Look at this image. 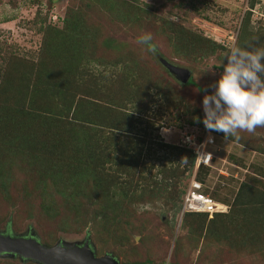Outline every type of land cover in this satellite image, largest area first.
Masks as SVG:
<instances>
[{
  "label": "rangeland",
  "instance_id": "1",
  "mask_svg": "<svg viewBox=\"0 0 264 264\" xmlns=\"http://www.w3.org/2000/svg\"><path fill=\"white\" fill-rule=\"evenodd\" d=\"M86 1L89 0H0V80L5 75L3 70L8 69L9 72L12 69L10 65L15 64L16 67L19 60L26 64L39 59L53 60L48 48L46 52L49 56H45L42 40L44 37L50 39L49 36L59 38L51 34L50 30L45 31V26L60 30L63 28L61 19L67 9ZM135 1L141 7V12L133 24L109 23L107 11L87 9L83 15L84 22L99 24L103 31L93 56L86 52L85 47L68 48L67 43L63 46V41L54 39L53 47L58 49V53L60 50L62 58H66L61 67V70L64 69L58 75L61 76L58 85L64 92L62 98L73 95L69 114L74 112V115L87 113L95 103L108 104L101 96L103 93L111 99L115 97V90L122 80L140 81L142 74L146 73H151L148 75L151 78L157 73L162 83L179 89L180 95L178 92L177 95L182 103L173 110L166 107L168 97L164 99L155 95L156 89L153 88L150 90L149 109L135 115L141 123L136 124L135 136L144 140L142 162L147 169L152 165L148 169L150 172L144 170L143 174L146 172L144 176L147 177L153 174L152 179L159 181L163 174L157 172L161 162L157 156L168 152L159 144L176 145L181 130L192 132L202 127V98L206 92L213 91L211 86L223 72V64L227 63L225 55L229 45L236 42L244 10H248L250 16L242 30L245 37H241L236 44L241 47H264V0H252L251 7L250 0ZM104 3L109 4V0H104ZM115 6L120 12H125L127 17L137 10L134 4H111L110 7L112 9ZM144 11L149 14V18L145 17ZM54 15L55 21L52 20ZM181 31L183 34H179ZM145 33L151 34L155 52L137 43V38ZM188 34L211 39L224 49L203 58L198 57L192 48L184 44ZM109 37L114 42L108 48L102 42ZM176 51L181 55H177ZM131 55L138 63L134 75L139 76L141 73L140 78L132 77L133 71L128 68ZM76 56H80L79 61L69 65ZM160 58L188 69V78L192 83L182 86L184 83H179L164 70ZM27 71V68H23L19 70V75L18 69H15L16 82H22ZM69 77H72V84L66 92ZM14 90L20 89L16 86ZM85 97L86 100L79 101V98ZM65 101L58 100L57 104H67ZM54 102L49 100L44 106L52 117L56 113L52 105ZM117 103L122 106L120 111L131 112L132 104L128 100H118ZM159 109L162 110L161 118L155 120ZM75 118L78 119V116ZM191 119L196 121L192 125L194 127L187 124ZM151 122L152 129H143L145 123L150 125ZM44 125H41L42 130ZM153 125L162 126L154 129ZM35 149L38 153L41 151L40 148ZM210 149L213 158L203 176L202 185L207 194L226 206L225 211L217 215L192 212L180 215L182 194L192 169L188 173L183 171V163L178 165L175 174L168 172L165 181L157 184L146 182L143 185L142 179L136 175L121 174L122 185L118 184L114 189L110 213L105 215L106 220L98 229L99 237L94 238L89 226L85 227L87 224H84V218L92 213V207L84 215L73 209L63 207L62 210L58 197L54 198L55 205L50 203L51 199L45 193L55 194L47 191V188L52 187L49 181L54 175L50 174L54 172L53 169L38 170V166L33 167L28 159L27 164L21 161L14 163V159L6 165L11 174L9 185L13 190L12 197L7 202L0 195V231L6 230L12 234L31 232L40 243L48 246L61 241L80 243L87 238L96 255L108 252L119 264L143 261L149 264H264V127L257 128L254 134L241 132L239 140L231 137L225 139L216 134ZM110 166L108 158L105 168ZM167 166L171 168L173 164ZM41 181H47V185L41 184ZM142 189L155 192V198L146 195L139 198L137 194L142 193ZM27 193L30 195L27 198H32V202L28 203ZM39 194L42 195L40 199ZM109 195L112 196V192ZM40 201L45 202L41 209ZM54 208L56 215L52 213ZM111 215H114L113 218ZM99 245L103 247L102 250ZM0 264L36 263L20 260L16 256H0Z\"/></svg>",
  "mask_w": 264,
  "mask_h": 264
},
{
  "label": "trees",
  "instance_id": "2",
  "mask_svg": "<svg viewBox=\"0 0 264 264\" xmlns=\"http://www.w3.org/2000/svg\"><path fill=\"white\" fill-rule=\"evenodd\" d=\"M131 1L132 3H130V0H112L111 2L109 0V4H106L104 0H89L84 4H77V7H70L67 9L66 15H63L61 19L63 28L58 30L48 25L44 28L45 31L50 30L51 34L53 33L59 38L55 39L48 35L50 39L44 37L42 40L45 56H49L48 52H46V48H48L53 60L39 59L36 62L30 61L28 64L19 60L18 63L16 62V67L15 64L10 65L12 69H9V72L8 69L3 70V74L5 75L0 80V95L5 96L3 98L0 97V195L3 198L2 200L9 202L13 194L11 185H9L11 174L8 173V167L6 166L8 161L13 162L15 159L14 163L21 161L27 164L29 160V163L34 165L33 167L38 166V170L39 168L42 170L44 168H52L54 172L50 174L54 175L49 181L52 187L47 188V191H53L54 195L57 196L55 197L53 193H45V196L50 198L49 202L54 205V201L56 200L54 198L58 197L61 200L59 206H62V210L64 207L87 215L88 208L92 207V213L84 218V224H87L85 227L89 226L94 238L99 237L97 236L98 229L102 227L103 221L106 220L105 215L110 213L109 210L112 204L110 200L111 197L115 196L114 189L118 184L122 185L123 180H120L121 174H127V176L136 175L137 178L142 179L143 185L146 182L157 184L165 181L168 177V172L172 171L175 174L179 164L183 163L182 170L187 173L193 164V154L187 148L169 143H160V147L168 150V152H163L162 155L157 156L159 162L161 161L157 172L163 174L162 179L154 181L152 179L153 174H149L148 177L144 176L146 172H150L148 169L152 165H149L148 167L150 168L147 169L142 162L141 154L144 140L135 136L136 124H141L135 115L149 109L148 103L151 102L150 90L153 88L156 89L155 95L162 96L164 99L168 97L166 107L169 110L176 108L182 101L177 95V92L180 95L179 89L176 90L166 82L162 83L157 73L154 78L148 76L151 73L142 74L141 78L139 77L141 73L139 76L134 75L138 63L132 55L130 56L131 65L128 68L133 71L132 77L137 76L140 78V81L138 79V82L122 80L115 90V97L111 99L107 98V94L103 93L101 96L106 99L104 102L108 104L95 103L91 105V102H89L91 110H88L83 115H74V112L69 114V109L73 103V95L70 94V98L67 99L62 98L64 92L61 91V86L58 85L59 81H61L59 79L61 76L58 75L64 69L61 70V67L66 62V58H62L60 50L58 53V49L53 47L55 40L63 41V46L67 43L68 48L69 46H72V48L78 46L85 47L86 52L93 56L94 50L100 43L98 38L103 31L100 30L99 24H86L83 18L84 13L87 12L88 8L97 9V11L105 10L109 14V23L113 22L117 25L133 24L132 22H136L140 16L141 7L136 5L138 2L135 0ZM111 4H134L137 10L135 14L127 17L125 12L123 13L118 10L117 6L111 9ZM252 4L253 1L250 0L249 6L251 7ZM262 11H264V5L262 6ZM144 12L145 17L149 18V14L146 11ZM70 15H72L71 18H68ZM249 16L250 12L244 10L240 19L236 42H239L241 37H245V33L242 30L247 25ZM179 34H183V32L181 31ZM112 42L114 40L109 37L105 38L102 44L109 48ZM184 44L186 47L192 48V52H196L195 55L201 58L224 49L219 43L202 36H194V34L186 35ZM176 54L181 55L179 51H176ZM79 59L80 56H76L69 65L75 61H79ZM23 68H27L28 71L25 76L23 75L22 82H16L15 69H18V74L21 75L19 70ZM164 70L167 71L165 67ZM71 78L69 77L70 81L68 82V88L65 89L66 92L70 90L69 88L72 84ZM190 83L192 82L188 78L182 86ZM16 86L20 89L19 91L14 90ZM97 90L99 88L93 89L92 92ZM57 99L66 100L67 104L59 106ZM79 99L82 102L87 97ZM49 100H52V103L55 101L52 104L56 110L54 117L44 108V106H47ZM118 100H128L132 104L131 112L125 113L120 111L119 108L122 106L118 105ZM161 114L162 110L159 109L155 115V120H160ZM76 116H78V119L75 118ZM110 119L111 121H109ZM195 122L191 119L187 121V124L194 127L192 125ZM44 123L45 125L42 130L41 125ZM35 124L38 125L35 127ZM149 124L145 123L146 126H143V129H152L153 123ZM200 125L202 126L200 130L195 127L197 129L195 131L202 133L204 125L203 123ZM161 126L157 125L155 127L153 125V128L157 129V127ZM104 127H106V130L104 129L103 131ZM31 131L33 134H31ZM144 131L146 132V130ZM209 132L213 137L216 134L223 136L220 132ZM35 147L40 148L41 151L38 153ZM67 153L70 155H67ZM112 153L114 154L113 156L111 155ZM172 157H175V159H172ZM108 158L111 166L105 168ZM167 164H173V166L169 168L170 166H167ZM37 168L34 169L36 170ZM207 168L200 166L196 171L195 178L201 183H203V176L206 174ZM144 170L146 172L143 174ZM40 183L47 185V181H41ZM110 192H112V196L109 195ZM202 192L206 193L204 188H202ZM120 193L124 196L123 192ZM154 193L153 191L150 192L142 189V193H138L137 196L144 198L143 196L146 195L148 198H155L153 197ZM28 195L29 193H27L26 198ZM40 197L42 195L39 194L38 198L40 199ZM132 198L131 200H133ZM27 201L28 203L32 202V198H27ZM42 205L44 206L45 202L40 201V209L43 207ZM54 210L55 208L52 213L55 212L53 215H56V210ZM120 213L123 212L121 211ZM217 214L219 213H215V215ZM113 216L111 215V218ZM99 248L100 250L103 249L100 245ZM120 264L149 263L143 261L123 262Z\"/></svg>",
  "mask_w": 264,
  "mask_h": 264
},
{
  "label": "clouds",
  "instance_id": "3",
  "mask_svg": "<svg viewBox=\"0 0 264 264\" xmlns=\"http://www.w3.org/2000/svg\"><path fill=\"white\" fill-rule=\"evenodd\" d=\"M137 43L156 50L150 33L139 36ZM225 58L213 91L202 98V123L225 139L239 140L241 132L254 134L264 127V47H241L233 42Z\"/></svg>",
  "mask_w": 264,
  "mask_h": 264
},
{
  "label": "water",
  "instance_id": "4",
  "mask_svg": "<svg viewBox=\"0 0 264 264\" xmlns=\"http://www.w3.org/2000/svg\"><path fill=\"white\" fill-rule=\"evenodd\" d=\"M160 61L179 83L187 81L188 69L164 59ZM0 256H16L36 264H119L108 252L96 255L87 238L80 243L61 241L48 246L40 243L31 232L12 234L6 230L0 231Z\"/></svg>",
  "mask_w": 264,
  "mask_h": 264
},
{
  "label": "built area",
  "instance_id": "5",
  "mask_svg": "<svg viewBox=\"0 0 264 264\" xmlns=\"http://www.w3.org/2000/svg\"><path fill=\"white\" fill-rule=\"evenodd\" d=\"M56 20V16H52ZM213 135L204 128L202 133L181 130L176 145L185 147L193 154V164L190 176L186 181L180 203V215L183 213H206L208 215L224 212L225 205L214 200L209 194L203 193L202 183L195 178L198 167H209L213 158L210 146L213 145Z\"/></svg>",
  "mask_w": 264,
  "mask_h": 264
}]
</instances>
